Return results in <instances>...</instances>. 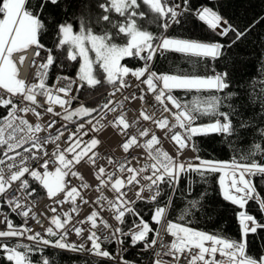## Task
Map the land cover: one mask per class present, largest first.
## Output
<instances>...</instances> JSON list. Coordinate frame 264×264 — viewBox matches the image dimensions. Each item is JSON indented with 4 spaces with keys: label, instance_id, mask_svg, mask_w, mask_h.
Instances as JSON below:
<instances>
[{
    "label": "snow or ice",
    "instance_id": "6c2138e0",
    "mask_svg": "<svg viewBox=\"0 0 264 264\" xmlns=\"http://www.w3.org/2000/svg\"><path fill=\"white\" fill-rule=\"evenodd\" d=\"M61 0H41L40 4L34 8L29 9L26 7L27 0H0V88L6 90L7 93L15 95L21 94L23 99L30 102L33 105H37L36 95L37 90L40 95L47 97V103L49 106L45 109L47 113H53V103L64 107L65 104H70L71 100L62 99L58 94L53 95L52 86L46 85L47 70L57 62L56 52L67 51L66 58L70 61H77L78 57L82 59V63L79 66L78 79L70 78L67 76L57 77L54 82L56 93H63L68 96L73 91V85H77V91L83 86V82H86L87 86L94 87L101 83L93 75V61L89 58V51L95 53V63L99 65L103 73L106 74V80L108 84L113 86L114 92L120 91L124 87L128 86V82L125 77H134L140 83L146 85L147 92L156 93L155 100L160 104H164L165 89L169 92L172 89H187L192 90H213L214 92H224V90L230 87L228 83V72L215 73L208 77H183L179 75L157 74L151 72L148 68V62L151 61L157 51L160 50H173L180 53L192 54L195 56L212 57L213 59L219 58L221 50L224 48H231L236 41L242 39L247 35V32L251 30V27L245 31H238L231 24L228 23L221 15L214 11L210 7H201L200 9H189V0H182L181 3H167V0H82L80 4V10L78 14H74L73 19L69 22L67 19L63 22H55V34L53 37V47H48L40 42L38 36L42 29L45 28V23L41 17L44 14V9L50 3L52 5L60 4ZM149 7L150 10L157 14V19L163 18V22L160 27L167 31L174 23H179L178 17L186 12L194 11L199 20L205 22L208 27L214 31L219 29L217 34L221 37H226L228 34L234 33L235 39L228 44H221L219 42H196L191 39H176L163 36L160 38L154 37L152 33L147 30H141L137 25L138 19H144L145 13L138 11L140 3ZM96 11H93V9ZM65 11H67L65 9ZM113 11L118 14L122 19H115L112 16ZM264 19V18H262ZM101 21L110 25L111 30H104L100 34H96L93 31V27L96 24H100ZM258 22V21H257ZM116 37H127L124 45L114 42ZM86 44H90V48L86 47ZM30 46H36V56H40V50L45 52L43 57V63L37 66L38 83H33L29 87H25L24 80L17 79V69L11 59L12 54L18 51L26 50ZM124 58H138L144 61L141 67L132 69L127 66L121 65V60ZM24 56L20 57V63L23 64ZM32 64L36 66L35 60ZM143 78V79H141ZM162 82L163 87L157 90V82ZM264 83V82H262ZM144 90H142L143 92ZM255 91V89H253ZM135 95V94H133ZM236 93H227L225 98H231ZM260 109L261 117L264 118V87H261L260 92ZM144 99V96H140ZM167 101L171 102L172 106L179 110L173 112L172 115L175 118V123L169 126L167 118L159 121H153L160 129H168L172 133L171 139L178 145V152H182L185 148H191L193 152H196L195 145L192 144L194 136L207 135L211 133H221L232 136L236 129L233 127L230 115L228 113L219 112V106L221 97L213 95L207 100V107L203 110H192L188 106H182L172 95L166 96ZM250 101L254 100V97L249 96ZM12 105V109L7 112L0 120L4 121L3 127H0V146H4L7 151L0 153V165H3L6 160L15 161L16 156H21L20 152H15L16 149L22 148L24 144L32 141L30 148H23L24 152L31 153L33 160L38 159L33 149L43 152L44 155H48L43 149V144L54 143V139L49 137L41 141L38 138L32 136L17 137V132H23V127H15L12 123L13 120H19L21 125L27 126L29 132L41 131V125L37 123L34 128L28 124L26 120L17 116L16 105L13 104L11 99L0 98V107L7 108ZM40 105H37L39 107ZM102 107L107 108L109 111H114L115 108L105 103ZM164 110L166 112L171 111L167 105ZM32 111L37 118L41 117V113L36 111V108L22 107L19 108V112L27 113ZM97 109H87L84 107L78 108L71 115H65V120H71L72 115H80L84 113L88 116H92ZM58 115V114H57ZM145 121L151 120L147 114L141 113ZM199 116H213L216 117L214 122L207 124L195 125V121ZM219 117H223V122ZM89 125L95 130V125L92 124V120L88 121ZM117 127L122 126V129L126 130L130 127L126 121L124 115L121 113L117 119L113 121ZM55 125V121L48 124L49 128ZM241 128L251 127L250 124L241 122ZM179 128L183 130V134L173 129ZM256 135L260 137L261 142L255 141L249 147L246 153H243L238 160L233 159L231 163L213 161L202 159L199 155L194 157L197 162H192L193 158H190L187 162L178 160L170 156L167 152H162L160 149L153 151V146L159 144V139L155 133L151 134L150 139L146 140L144 147L148 149V156L150 159L156 161L151 165L145 164L140 168L126 167L121 165L120 172L127 171L128 176L125 179L116 178L111 184L112 189L119 193V204H115L109 201V205L116 210L115 219L123 224V217L125 213L132 216H139V213L135 210V202L124 199L125 192H121L122 188L130 185H139L142 173H149L143 175V180L147 181L146 184L141 186L136 192V200H142L143 191H151L153 186H156V193L149 199L152 202L157 200V197L161 195L159 185L167 183L169 187L175 188L178 186L181 176L188 172H195L201 177L206 176L209 173L221 172L223 173L219 178L220 189L223 193V199L230 201L234 205H238L240 208H244L249 199L252 198V185L251 182L246 179L248 175H254L256 173L264 174V164L258 162L255 157L260 156L264 159V127L255 129ZM7 133V138H5ZM150 133L149 129H142L137 132L136 135H131L123 144V150L129 151L132 145L138 143L139 137H148ZM85 126L81 123L75 130L66 138L69 143L63 150L59 145L53 150L51 155L55 157L60 167H57L54 173L47 171L49 160L45 159L43 168V177L37 170H30L28 166H24L25 162L29 159L28 156H21L20 165L17 167L15 163L8 164L9 175L5 178L3 168H0V196L5 194L12 186L14 182L19 181L18 190L24 191L27 196L31 197L35 195V189H30V185L27 179H24L25 174H29L32 178L39 180L43 188L47 190V196L49 198L57 196L58 193L64 190V177L71 174L77 176L78 173L71 171V165L73 162L79 164L85 156L88 155L98 145L99 141L96 138H91L88 142H84L81 139L82 135H87ZM63 136L62 130H57L55 140L60 139ZM15 152V155H9V153ZM162 153L163 159L160 158ZM70 157V158H69ZM91 159V157H90ZM94 163V161H93ZM109 163H112L111 159ZM15 171H12L13 168ZM105 175V168L100 167L97 174V179L100 185L106 184L108 181H113L115 173H107V181L102 177ZM87 187V185H84ZM78 195L75 187L71 188L65 196V200L72 198L73 211H76L75 197ZM64 200H57V204H62ZM87 203L88 201H84ZM171 201H164L162 204H158L154 207V213L151 216V221H145L142 217L138 220H134V228L125 232L120 227H115L112 230V236L106 237V239L115 238L117 242L123 244L125 239H129L131 246L135 247L139 243H143L145 249L152 248L157 244L156 237L160 236L161 231L166 232L175 239L168 246L171 254L175 252L189 253V264H224V262H218L214 259L215 255L219 253L221 256L227 257L226 264H264V255L261 257H251L247 254V237L249 233L255 234L258 229H264V222H258L257 219L247 214L244 211L239 213V224L241 230V237L237 240H228L219 238L214 234H207L199 230H193L190 227L182 226L181 224L168 221L162 229H153L151 224L160 225L161 221L165 218L168 210V206ZM197 201L193 199L191 204L195 206ZM8 204L15 205L12 211H16L21 205L18 202V198L14 201H8ZM261 210L264 211V201L260 202ZM30 209L23 210L17 214L29 217ZM55 212V209H52ZM98 213L93 211L86 221H78L77 223L90 222L91 227L88 229L89 235L86 237L87 241L91 242L90 248H85L83 243L77 245L75 243H69L67 236L69 230L65 227L67 220L62 221L57 216L51 218V224L55 225V229H63L61 232L54 231L53 227L46 229V235L56 236L55 241H50L41 236L39 232L28 235L27 239L36 240L45 246H54L60 249L70 251L87 250L94 255L108 259L116 260V256L110 253L108 250L102 249L100 243V237L97 235L95 229L97 227L96 217ZM71 217H69V220ZM5 222L8 230L0 231V238L4 237H17L23 236L28 229L24 226H20L22 230H15L11 221L5 217ZM27 221H25V224ZM105 228L111 227L106 221L103 222ZM77 236H81L83 231L81 227L73 226L71 229ZM149 233L153 234L151 240L148 239ZM206 242L210 243V247L206 246ZM17 248L25 249L24 252L18 251ZM193 249L198 250L193 254ZM0 251H8V261H14L15 264H32L29 254L34 251L30 246L18 244L16 248H9L6 245L0 244ZM41 256L43 250H40ZM155 258L153 264H163V261L159 259V254H154ZM206 256L210 259H206ZM178 259V257H177ZM38 264H49V260L44 258L38 262ZM120 264H130L125 261L123 257L120 258Z\"/></svg>",
    "mask_w": 264,
    "mask_h": 264
},
{
    "label": "trees",
    "instance_id": "16d2710c",
    "mask_svg": "<svg viewBox=\"0 0 264 264\" xmlns=\"http://www.w3.org/2000/svg\"><path fill=\"white\" fill-rule=\"evenodd\" d=\"M182 0H175L180 3ZM41 0H27L26 7L34 9ZM82 0H61L60 4H48L41 17L45 23V28L39 33V40L48 47H53V37L55 34V22H63L66 19L71 22L74 14H78ZM173 3V0H167ZM201 6L210 7L228 21L238 31H245L251 27L247 35L236 41L231 48L221 50L219 58L195 56L192 54L180 53L173 50H166L157 55L154 62V69L157 74L179 75L184 77H208L215 73L228 72V83L230 87L224 92H214L213 90H176L177 95L192 109L203 110L207 107V100L213 96H220L221 102L218 111L230 115L233 127L236 132L232 136L221 133H211L207 135H197L193 137L197 154L202 159L213 161H239L241 155L246 153L255 141L260 143V137L256 135L255 129L264 127V118L261 117L260 109V89L264 87V0H189V9H198ZM65 9L67 11H65ZM93 11H96L94 8ZM140 12L145 13L144 19H138L137 25L141 30H147L154 37L160 38L166 32L169 36L196 40L198 42H219L221 44L231 43L235 39L234 33H229L226 37H221L199 20L194 11H189L178 17L179 23L171 25L164 31L160 24L163 18L157 19V14L153 13L149 7L140 3ZM113 18L122 19L114 11ZM258 21V22H257ZM111 30L110 25L101 21L93 27L96 34L104 30ZM127 37H116L114 42L120 45L126 43ZM57 62L53 64L46 75V83L53 84L57 76L64 74L78 79L81 59L70 61L66 58L67 51L55 53ZM122 66L135 69L143 65V61L138 58H124L121 60ZM95 73L100 84L89 87L86 82L80 87L78 97L85 100V104L80 106L87 109H97L92 115L99 112L108 101L107 91L112 87L107 83L106 74L103 73L99 65L96 64ZM255 89V91H253ZM227 93H236L231 98H225ZM254 97L250 101L249 96ZM78 107V108H80ZM77 108V109H78ZM79 116V115H76ZM83 114L81 118H89ZM223 121V117H219ZM216 117L199 116L198 123L214 122ZM250 124L251 127L241 128V122ZM0 153H2L0 149ZM255 159L264 164V159L256 156ZM221 172L209 173L201 177L195 172H188L181 176L178 186L172 197L169 217L177 222L190 225L196 229L213 232L218 235L233 240H239L241 230L239 224V213L245 211L255 215L259 222H263L264 213L260 203L255 200H248L244 208L232 204L223 199L220 189L219 178ZM255 187L264 201V174H254ZM172 193V187L167 183L162 184V194L159 202L168 201ZM195 199L196 205L191 201ZM144 211V216L149 219L153 204L140 203L138 205ZM55 241L56 236H49ZM0 240V244H3ZM110 253H115L113 242L102 243ZM43 250L41 256L40 250ZM247 254L251 257H261L264 255V229H258L257 233H249L247 237ZM143 253L132 249L125 257L129 260L141 259ZM6 251H0V264H13L7 260ZM32 262L38 263L42 259L49 260V264H115L111 260L88 255L76 251L60 249L51 246H36L29 255Z\"/></svg>",
    "mask_w": 264,
    "mask_h": 264
},
{
    "label": "built area",
    "instance_id": "2783aa9c",
    "mask_svg": "<svg viewBox=\"0 0 264 264\" xmlns=\"http://www.w3.org/2000/svg\"><path fill=\"white\" fill-rule=\"evenodd\" d=\"M181 3V1H180ZM205 7V6H201ZM200 7V8H201ZM198 8V9H200ZM37 51L36 46H30L26 50H22L20 52H15L12 54V60L14 61L17 67V79L24 80L25 87H29L33 83H38L37 77V66L44 61L43 57L45 56V52L40 50V56H36L35 53ZM165 50L157 51L151 61L148 62V68L151 72H155L154 69V62L158 54L164 53ZM24 56L23 64L20 63V57ZM35 60L36 66L32 64V61ZM144 64V61H143ZM67 76L61 74L57 77ZM73 78V77H70ZM57 79V78H56ZM55 79V81H56ZM76 79V78H74ZM128 82V86L124 87L120 91L114 92L113 86L107 91L108 93V101L107 103L114 107V111H109L107 108H102L99 112L92 115L89 118H81L82 116H72L71 120H65V115H71V113L77 109L78 107L85 104V100H81L78 97L77 85H73V91L69 93L68 96H65L63 93H56L54 83L47 84V86H52L53 95H59L62 99L71 100L70 104H65L64 107L53 103L51 106L53 107V113H47L45 109L49 106L47 103V97L45 95H40L39 91L37 90L36 100L37 105H33L30 102L23 99L21 94H9L6 90L0 88V98H7L13 101V104L16 105L17 108V116L23 118L28 122V124L34 126L39 123L41 125V131H32L29 132L27 126L21 125L19 120H13L12 123L15 127H23V132H17V137H27L32 136L33 138H38L43 141L46 138H53L54 143L43 144V149L48 155H44L43 152L37 151L33 149L32 151L35 152L38 159L33 160L31 158V153H27L23 151V148H30L32 141L30 140L28 143L24 144L22 148H18L15 152H20L21 156H28L29 159L25 162L24 166H28L30 170H37L41 177H43V164L44 160H49L47 171L54 173L57 167H60L58 160L51 155L53 150L56 148V145H59L60 149L63 150L67 147L69 141L66 139L76 127H78L81 123L84 124L85 130L88 132L87 135H82L81 139L84 142H88L91 138L98 139L99 143L91 152L88 153L87 156L79 163L71 165V171L78 173L77 176H72L69 174L68 176L64 177V184L65 190L57 194V196L49 198L47 196V190L43 188L42 184L39 180L32 178L29 174H25L24 179H27L30 185V189H35L34 196H27L24 191L18 190L19 181L14 182L10 188H8L7 192L0 196V231L8 230L5 217H7L15 230H22L20 226H24L28 229V231L23 236L17 237H4L0 238L3 240L2 245H6L9 248H16L18 244H22L25 246H30L33 250L36 246H45L42 243L37 242L36 240H29L27 239L28 235H33L37 232L41 234L43 238H49L50 235H46V229L48 227H53L54 231L61 232L63 229H55V225L51 224V218L53 216H57L62 221L67 220L65 227L69 230V235L67 236V241L69 243H75L77 245L83 243L85 248H90L91 242L86 240V237L89 235L88 229L91 227L90 222L85 223H77L78 221H86V218L93 212L96 211L98 216L96 219L97 227L92 229L95 231L97 235L100 237V243H109L113 242L115 244V253L116 260L113 261L115 264H120V258L123 257L125 261L130 262V264H153V260L155 258L156 253L159 254V259L163 261V264H189V253L185 250L184 252H175L171 254L170 248L168 247L170 243L175 239L171 235L167 234L166 232L161 231L160 236L156 237L157 244L152 247L145 249L143 243L137 244L135 247L131 246L130 240L125 239L123 244H120L115 240V238L106 239V237L112 236V230L115 227L122 228L125 232L129 231L130 229L134 228V220L138 221L141 217L145 221H151V216L154 213V207L158 204H162L159 202L161 197L158 196L155 202H152L149 198L156 193V186H153L151 191H143L142 196L144 199L136 200V192L138 189L147 183V181L143 180V175L150 174L149 173H142L140 177V184L139 185H130L126 186L125 188L121 189V192H125L126 196L124 199L135 202V210L139 213V216H132L125 213L123 217V224L118 222L115 219L116 210L115 208L109 205V201L119 204L120 200L117 198L119 197V193L115 192L111 184L114 182L116 178H123L126 180L128 173L127 171L120 172L119 168L121 165L126 167H133V168H140L145 164L151 165L156 161L152 160L148 156V149L144 147L146 140L150 139L151 134L155 133L159 139V144L153 146V151L155 149H160L162 152H167L170 156L185 161L186 165L190 158L192 162H197L194 160V157L197 152H193L191 148H185L182 152L177 155L178 152V145L171 139L172 133L168 131V129H160L156 126L153 121H159L167 118L169 126L175 123V118L172 115L173 112H177L179 110L175 109L171 102L167 101L166 96L172 95L178 102L181 103L182 106H188L176 93L175 90H171L170 92L165 89V99L164 104H160L158 101L155 100L156 93H150L146 90V85L137 81L134 77L128 76L125 77ZM143 79V78H141ZM54 81V82H55ZM157 90L159 91L160 88L163 87L162 82H157ZM80 89V88H79ZM142 90H144L142 92ZM135 94V95H133ZM143 95L144 99H141L140 96ZM165 105L171 110L166 112L164 110ZM22 107H29V108H36V111L41 113V117L38 119L37 116L32 112L29 111L27 113L19 112V108ZM189 109H191L188 106ZM12 109V105H9L7 108L0 107V117H3L7 114L9 110ZM123 114L126 121L129 123L130 127L126 130L122 129V126L117 127L113 124L118 117V115ZM141 113L147 114L152 117L151 120L145 121L141 115ZM58 114V115H57ZM92 120V124L95 125V130H93L92 126L89 125L88 121ZM52 121H55V125L52 128L48 127V124ZM222 121V120H221ZM223 122V121H222ZM5 124L4 121L0 120V127H3ZM202 123H198V119L195 121V125H199ZM207 124V123H204ZM142 129H149L150 133L148 137H139L137 138L138 143L136 145H132L129 148L128 152L123 150L122 144L131 136L136 135L139 130ZM57 130L63 131V136L60 139L55 140V136L57 134ZM173 131H178L183 134V130L179 128L173 129ZM5 138H7V133H5ZM193 144V140L191 142ZM0 149L3 152L7 151L4 146H0ZM15 152L9 153V155H15ZM21 156H16L15 161L6 160L3 165H0V168H3V172L5 178L10 174L8 169V164L15 163L17 167L20 165ZM91 157V159H90ZM200 157V156H199ZM70 158V157H69ZM163 159L162 153L160 156ZM111 159L112 163H109ZM94 161V163H93ZM226 163H231L232 161H224ZM100 167L105 168V175L102 177L104 180L107 181V173H115L113 177V181H108L104 185H100L99 180L97 179L98 170ZM16 168L14 167L12 171H15ZM223 173H221L222 175ZM251 182L253 191H252V198L249 200H255L260 203L262 197L258 193L255 184H254V175L246 176ZM163 184V183H162ZM162 184L159 185V190L162 194ZM84 185H87L85 187ZM75 187L77 189L78 195L75 197L76 204L75 208L76 211H73V204L71 203L72 198H68L65 200V196L71 188ZM175 188H172V193L168 201H172L173 194L175 192ZM18 198V202L21 205L20 208H17L16 211H12V208L15 206L9 205L8 201H14ZM57 200H64L62 204H57ZM84 201H88L85 203ZM140 203H151L153 204L150 218L147 219L144 216V211L138 205ZM171 207V202L168 206L167 214L165 218L161 221L160 225L151 224L153 229H162V227L168 222L172 221L182 226L190 227L193 230L196 229L190 225L183 224L177 221L172 220L169 217V211ZM30 209L29 217L25 218L22 215L17 213ZM55 209V212L52 211ZM245 212V211H244ZM247 213V212H246ZM264 213V211H263ZM249 214V213H247ZM255 217L253 214H249ZM69 217L71 219L69 220ZM256 218V217H255ZM257 219V218H256ZM25 221L27 223L25 224ZM106 221L108 225L111 227L105 228L103 222ZM258 221V220H257ZM259 222V221H258ZM264 222V220H263ZM81 227L85 231L81 236H77L74 232L71 231L72 227ZM205 232L207 234H214L219 238H224L232 241L233 239H229L227 237L218 235L213 232H207L203 230H199ZM153 238V234L149 233L148 239L151 240ZM238 241V240H237ZM206 246L210 247V243L206 242ZM54 247V246H51ZM105 249V248H104ZM136 249L143 253L141 259L139 260H129L125 257L128 251ZM18 251L24 252L25 249L17 248ZM106 250V249H105ZM198 250L193 249V254H195ZM33 252V251H32ZM88 255H94L92 252L87 250H80L76 251ZM8 255L9 252L6 251ZM30 255V254H29ZM178 257V259H177ZM206 259H210V257L206 256ZM214 259L218 262H224L226 264L227 257L221 256L217 253ZM32 261V260H31ZM13 264L15 262L13 261ZM32 264H38L32 262ZM202 264V262H200Z\"/></svg>",
    "mask_w": 264,
    "mask_h": 264
},
{
    "label": "rangeland",
    "instance_id": "374dc122",
    "mask_svg": "<svg viewBox=\"0 0 264 264\" xmlns=\"http://www.w3.org/2000/svg\"><path fill=\"white\" fill-rule=\"evenodd\" d=\"M167 37H169V38H176V39H183V38H177V37H172V36H169V35H167ZM196 41V40H195ZM196 42H198V41H196ZM86 47H88V48H90L91 46H90V44H86L85 45ZM89 58L93 61V75L98 79V77H97V75H96V73H95V67H96V63H95V53L94 52H91V51H89ZM12 59V58H11ZM81 59V58H80ZM14 62V61H13ZM83 61H82V59H81V63H82ZM14 65H15V63H14ZM15 67H16V65H15ZM16 69H17V67H16ZM184 77V76H183ZM17 78V77H16ZM202 78H204V77H202ZM172 90H181V89H172ZM81 108V107H80ZM77 109H75L72 113H74L75 111H76ZM71 113V114H72ZM84 113H81L79 116H82ZM72 116H76V115H72ZM64 190H65V187H64ZM63 190V191H64ZM62 191V192H63ZM45 239H48V240H50V241H53V240H51V239H49V238H45ZM102 247V246H101ZM57 248V247H56ZM102 249H103V247H102Z\"/></svg>",
    "mask_w": 264,
    "mask_h": 264
},
{
    "label": "crops",
    "instance_id": "0c3cea01",
    "mask_svg": "<svg viewBox=\"0 0 264 264\" xmlns=\"http://www.w3.org/2000/svg\"><path fill=\"white\" fill-rule=\"evenodd\" d=\"M219 31V29H217Z\"/></svg>",
    "mask_w": 264,
    "mask_h": 264
}]
</instances>
